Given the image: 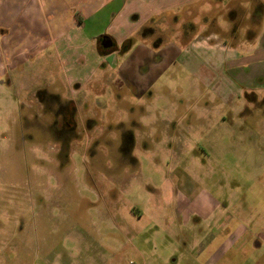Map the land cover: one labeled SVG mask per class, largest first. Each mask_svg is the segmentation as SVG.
<instances>
[{"label": "rangeland", "instance_id": "obj_1", "mask_svg": "<svg viewBox=\"0 0 264 264\" xmlns=\"http://www.w3.org/2000/svg\"><path fill=\"white\" fill-rule=\"evenodd\" d=\"M0 6V264H264V0L183 1L114 56L108 7L69 47L64 9Z\"/></svg>", "mask_w": 264, "mask_h": 264}, {"label": "crops", "instance_id": "obj_2", "mask_svg": "<svg viewBox=\"0 0 264 264\" xmlns=\"http://www.w3.org/2000/svg\"><path fill=\"white\" fill-rule=\"evenodd\" d=\"M35 1V0H33ZM45 3V13L53 15L57 10L64 9L67 17L54 18L50 21L48 33L53 35L58 42L66 39L67 46L83 42L81 40L89 37L88 33L84 32L87 29L89 20H95L101 9H108L109 26L106 31H102L93 35V39H97V51L99 53L98 39L104 35H109L113 38L117 48L109 55H126L140 40H145L144 30L146 26L155 21L159 16L168 13L170 9L179 5L186 0H42ZM122 3L119 10L114 7ZM73 7L72 12L68 14L65 10L67 7ZM2 6H0L1 9ZM108 7V8H107ZM73 16V18H72ZM69 17V19H68ZM2 22V20H0ZM1 25V23H0ZM71 31V33H70ZM146 35V34H145ZM182 36L183 43L189 44V36ZM92 37V36H91ZM89 39V38H88ZM131 41L129 50L124 48V45ZM85 44V43H84ZM77 46V45H76ZM257 44L252 46L254 49ZM32 51L38 50V44H31ZM78 47V46H77ZM31 52L25 53L30 55ZM24 53L19 54L16 58L24 60ZM102 54V53H101ZM163 56H170L173 53H162ZM105 55V54H102ZM84 61V60H83ZM106 67V66H104ZM6 76L3 66H0V79Z\"/></svg>", "mask_w": 264, "mask_h": 264}, {"label": "flooded vegetation", "instance_id": "obj_3", "mask_svg": "<svg viewBox=\"0 0 264 264\" xmlns=\"http://www.w3.org/2000/svg\"><path fill=\"white\" fill-rule=\"evenodd\" d=\"M189 26L188 27H190V29L191 28H193V29H191V34L190 35H188L189 33H187V31H185V30H181V35H183V36H189V43H191L193 40H194V38L197 36V35H199V34H203V32L202 31H200V32H195L196 31V28H195V26H194V23H190V24H188ZM105 36V35H104ZM109 36V35H108ZM103 37V36H102ZM102 37H100L99 39H98V43H99V46H100V51H101V53L102 54H104L105 53V55H109L113 50H115L116 48H117V46H116V44H115V42H114V45H113V47H111V48H108V49H104L103 47H102V40H103V38ZM206 38H209V37H206ZM156 46H158V45H156ZM102 48L104 49V51H102ZM69 110H71L72 109V107H67Z\"/></svg>", "mask_w": 264, "mask_h": 264}, {"label": "water", "instance_id": "obj_4", "mask_svg": "<svg viewBox=\"0 0 264 264\" xmlns=\"http://www.w3.org/2000/svg\"><path fill=\"white\" fill-rule=\"evenodd\" d=\"M103 40H102V47L104 49H108V48H111L113 47L114 45V40L112 37L108 36V35H105L102 37Z\"/></svg>", "mask_w": 264, "mask_h": 264}, {"label": "trees", "instance_id": "obj_5", "mask_svg": "<svg viewBox=\"0 0 264 264\" xmlns=\"http://www.w3.org/2000/svg\"><path fill=\"white\" fill-rule=\"evenodd\" d=\"M130 44H131V41H128L125 45H124V48L126 49V50H129V48H130ZM102 51H104V49L102 48ZM105 54V53H104Z\"/></svg>", "mask_w": 264, "mask_h": 264}]
</instances>
